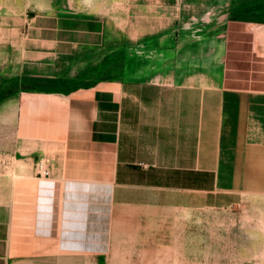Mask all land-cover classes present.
Instances as JSON below:
<instances>
[{
	"label": "crops",
	"instance_id": "1",
	"mask_svg": "<svg viewBox=\"0 0 264 264\" xmlns=\"http://www.w3.org/2000/svg\"><path fill=\"white\" fill-rule=\"evenodd\" d=\"M256 25L228 20L218 79L199 65L152 64L142 79L19 94L16 129L2 124L0 264L105 255L116 242L160 247L183 212L264 193V28Z\"/></svg>",
	"mask_w": 264,
	"mask_h": 264
},
{
	"label": "rangeland",
	"instance_id": "2",
	"mask_svg": "<svg viewBox=\"0 0 264 264\" xmlns=\"http://www.w3.org/2000/svg\"><path fill=\"white\" fill-rule=\"evenodd\" d=\"M231 18L264 28V0H0V114L11 118L0 120V147L2 124L16 129L19 94L142 79L152 64L199 65L218 79ZM168 235L160 247L116 242L105 255L26 264H264V193L233 208L185 211Z\"/></svg>",
	"mask_w": 264,
	"mask_h": 264
},
{
	"label": "built area",
	"instance_id": "3",
	"mask_svg": "<svg viewBox=\"0 0 264 264\" xmlns=\"http://www.w3.org/2000/svg\"><path fill=\"white\" fill-rule=\"evenodd\" d=\"M37 169L41 177L48 178L50 176V170L46 161L39 160L37 164Z\"/></svg>",
	"mask_w": 264,
	"mask_h": 264
}]
</instances>
